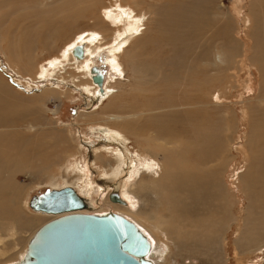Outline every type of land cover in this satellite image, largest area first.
I'll list each match as a JSON object with an SVG mask.
<instances>
[{"label":"bare ground","instance_id":"bare-ground-1","mask_svg":"<svg viewBox=\"0 0 264 264\" xmlns=\"http://www.w3.org/2000/svg\"><path fill=\"white\" fill-rule=\"evenodd\" d=\"M240 2L241 0H236V3ZM13 3L23 4L21 10L6 9L2 11ZM40 3L41 1L28 0L27 6L29 9L32 8V11L26 12V0H0V45H6L3 47L10 58L15 62H21L22 66L32 67L31 50L34 45L38 46L40 40V42L50 44L60 37L64 39L72 27H79L81 22H87L89 19L93 28L100 26L99 30L103 28V31L98 32L94 29L87 33L84 32L85 34L82 33L83 35L80 34L75 42L70 44L64 53L54 60V64L50 63L48 69L40 67L38 80L58 79L60 82L56 83L57 87L61 85V80H64L62 73L70 68L76 71L77 75H80V77L71 75V82L78 79L91 81V83L84 82L82 89L89 94L92 92V96L95 94V102L99 103L102 99H106L111 88H108L109 82L106 83V76L102 69L94 64L93 57L99 54L98 52L101 50L99 45L110 39V44L102 46V48L107 47L108 53L112 55L110 57H113L108 62L113 66L118 63L122 67L124 64L118 62L116 56L124 51L125 58L129 59L127 66L131 72V78L140 85L137 88L136 85H133L134 88L129 89L139 96V100L130 101L132 93H126L127 95L125 98L123 96L124 100L120 106L111 111L109 115L99 119L106 124L103 128H107V130H101L103 135L106 134L101 141L102 146L111 145L116 148L112 158L113 166L111 163L112 168L104 173L105 176L100 182L113 188L107 194L108 199L114 193L119 196L123 204L112 202L109 199L110 202L120 206H128L126 199L129 197H126V193H129L134 185L131 184L127 190L125 186L123 191L126 193L123 195L118 192L116 187V182L119 180L117 177L121 169H124L123 166H126L131 169L134 168L135 174L140 176L136 184L138 188L148 190L147 186L153 187L150 191L155 197L162 193L164 199H167V192L171 198L169 203L175 202L177 200L175 192L166 190L162 185L165 181L173 182L175 180L177 183H181L182 180L183 187L196 192L198 198V202H196L200 206L203 207L212 200L214 210L218 207L223 213L229 211L225 199L227 195L225 196L221 191V184L213 178L226 166L225 159L228 157L227 160H229L230 156L224 147L229 146L232 149L234 140L233 135L227 136V132L231 130L229 119L227 121H215L208 118L210 114L207 110H213L207 106L209 102L208 93L215 91L217 95L214 92L212 96L215 95V99H218L214 103L225 107L226 103L221 100L220 94L230 93L233 89H240L242 84L239 75L242 71L251 74L247 69L252 68L259 74L260 96L257 98L260 101L258 105L250 108L251 126L246 137L244 136L245 143L241 146V150L247 156H250L248 153L251 152V163L248 170L254 171H252L253 174L251 172L248 174L249 172L246 171L245 174L241 175L240 180L246 192L248 191L247 194L250 195L248 197L254 199L255 196L253 197L251 194H254V190H256L255 194H257L261 204L263 198L260 195L264 191V0H251L249 3L254 19L249 36V41H251L249 50L245 48L246 43L242 42L241 45L240 40H236L234 37L231 27L232 20L222 17L224 13L221 9H212L215 0H121L117 8V4L106 7L103 0H48L45 5L41 3L44 10L35 7ZM96 10H103L101 15L108 19V22L100 19V15L94 14L97 12ZM26 20L32 24L27 26ZM210 25L215 28V31L209 35L205 29ZM142 34L141 38L138 37ZM127 44L128 47L129 45L132 47L124 48ZM134 44L137 48H141L140 51H132ZM156 46L160 50L156 55L157 57L152 55ZM77 48L81 50L80 55L75 54ZM147 49H151L152 53L150 50L149 53ZM144 54H149L147 62L139 60V57ZM92 68H97L103 74L101 91L92 81ZM161 69L169 72V75L156 74ZM14 85L16 84L14 83ZM19 88L23 89L21 86ZM159 92L162 95L160 99L158 98L161 101L160 104H156L153 100L150 101V98ZM48 93L52 96L59 95L57 90ZM17 96L18 94L0 81V222L8 220L11 216V211L4 209L1 200L8 191L7 170L9 166L21 161L20 169L26 166V153L30 157L32 156L29 159L30 163L32 158H39L38 156L41 157L46 152L45 148L38 143L40 139L38 127L40 125L34 124V115L39 120L44 119L40 109L26 114V108L23 105L12 101ZM140 99L146 100L148 103H136L140 102ZM211 99L213 98L211 97ZM32 108L29 110H33ZM244 110L246 111L242 112L243 119L248 112L247 108ZM31 116L32 118L29 119ZM154 121L170 124V130L166 132L165 136L162 135V129L158 131L154 127H149ZM25 128L34 134L26 138L20 132ZM151 129L156 136L154 139L145 137L143 141L147 145L152 144V142L164 141L171 150L161 154L163 159H168L170 162L168 170L165 171L162 167L163 172L161 173L158 171L161 166L156 161L155 154L146 151L151 159V162H147L148 164L140 163L136 153L130 154L129 135L149 132ZM144 135L141 134V137ZM179 141L182 142L181 152L178 149ZM162 150L163 148L160 146V152ZM189 155L194 156L196 161L188 171H184L175 163V160H187ZM215 155L218 156L219 162L214 166L215 170H212L210 166H206L213 162ZM256 155H260L258 160ZM75 168L79 172L83 170L78 165ZM145 172L149 174L147 181L144 179ZM75 173L77 174V172ZM73 178V180L68 179L67 183L76 186L78 182L82 181L81 179L79 181L77 176ZM126 183L128 184V182ZM66 187L71 188L70 186ZM80 188L81 193L89 197L92 191L91 184L81 183ZM152 189H157V192ZM74 191L76 192V190ZM78 196L84 200V208L90 207V203L86 199L79 194ZM191 201L193 200L188 199L187 204L183 207L189 213L197 207L194 203L188 204ZM256 221L258 222V220ZM141 229L139 228L151 247L147 259L153 264H162L160 258L163 256H156L159 252L157 251L158 247L153 245L148 234ZM17 235V229L12 227L9 238L14 240ZM3 253L4 243L0 234V255ZM159 259L160 261H158Z\"/></svg>","mask_w":264,"mask_h":264},{"label":"rangeland","instance_id":"rangeland-1","mask_svg":"<svg viewBox=\"0 0 264 264\" xmlns=\"http://www.w3.org/2000/svg\"><path fill=\"white\" fill-rule=\"evenodd\" d=\"M27 1L26 12H30L32 8H28ZM37 1H41L42 5L48 2V0ZM103 1L106 7L117 4L116 8L121 2V0H114V2L113 0ZM250 1L241 0L240 3H236V0H215V4L212 7V9H221L224 13L222 17L232 20L231 27L234 37L236 40H240L241 45L242 42L246 43L245 48L248 50L251 46L249 36L254 21L249 4ZM41 3L35 5V7L44 10ZM22 5L21 3L9 4L2 11L6 9L12 11L21 10ZM97 12H94V14L100 15V19L108 22V19L101 15L103 10ZM209 12L211 13L212 11ZM211 18L213 17L211 16ZM90 21L88 19L87 22H81V26L72 27L64 39L60 37L59 39H55V41L53 40L50 44H45V42H40V40L38 46L34 45L31 50L33 58L32 67L22 66L21 62H15L5 52L4 47L6 45L3 44L4 47L0 45V81L18 94L12 101L23 105L26 108V114L33 113L38 108L40 109L44 119L39 120L34 115V124L40 125L38 127V131L40 132L38 143L46 150L45 154H42L41 157L32 158L30 163L29 159L32 156L30 157L26 153L25 167L19 169L21 161H17V163L10 165L7 170L8 191L1 200L3 201L4 209L11 211V216L8 220L0 222V234L3 237L5 253L0 255V264H16L20 262L33 234L42 225L56 218L54 215L31 210L28 206L30 198L34 195L42 194L47 190H57L66 186H70L76 190L80 196L90 203V207L83 208L77 212L92 215H106L112 212L133 222L140 229L142 228L152 240L153 245L155 244L158 247L159 250L157 249V251L159 252L155 255L163 256L160 258L162 264H264V191L260 195L263 198L260 204L258 196L255 194L256 190H254V194H251L253 197L255 196L254 199L256 198L254 201L253 198L248 197L250 195L247 194L248 191L246 192L240 180L241 175L245 174L246 171L247 173L249 172L248 174H253L252 171H254L248 170V166L251 163V152L248 153L250 156L244 155L241 146L245 143L244 136L246 137L251 126L250 119L252 115L250 108L258 105L260 101L257 98L260 96L259 74L252 68L247 69L251 74L242 71L239 75L242 87L240 89H233L230 93L224 92L222 95L220 94L221 100L226 103H224L225 107L214 103L218 99H215V95H217L215 91V95L213 96L214 92L208 93L209 102L207 106L213 109L207 110L210 114L208 118L215 121H227L229 119L231 130L227 132V136L233 135L234 140L232 149L229 146L224 147L230 156L229 160H227L228 157L225 159L226 166L213 178L221 184V191L225 196L227 195L225 199L227 201V210L229 211L223 213L218 207L214 210L212 200L208 201L203 207L200 206L197 204L198 198L196 197V192L183 187L182 180L181 183H177L175 180L173 182L165 181L162 185L166 190L175 192L177 195L175 202L171 201L169 203L171 198L167 192V199H164L162 193L158 194V197H155L150 191L153 187L147 186L148 190H140L138 188L136 184L140 176L135 174L134 168L131 169L126 166H123L124 169H121L118 175L119 178L117 177L119 180L116 182V187L122 195L126 193V191H123L125 186L126 190L129 189L131 184L134 187L129 193H126V197H129L126 199L128 206H120L110 202L107 198V194L113 188L107 187V185L100 182L105 176L104 173L109 171L113 166L112 158L115 155L116 148L111 145L102 146L101 141L105 138L106 134L103 135L101 130H107V128H103L106 124L99 121V119L102 116L109 115L111 111L120 106L122 100H124L123 96L125 98L127 95L126 93H132L130 101L135 102V99L139 100V96L135 92L129 91V89L134 88L133 85H136V88L140 87V85L137 82L135 83L131 78V72L127 66L129 59L125 58L124 51L116 56L118 57V62H122L124 67L119 66L118 63L113 66V64L108 62L113 57H110L112 55L108 53L107 47L102 48V46L110 44V39L106 40V43L99 45L101 46V50L98 52L99 54L93 57L94 64L102 69L106 76V83L109 82L108 88H111L110 94L99 103L95 102V94L92 96V92L89 94V92H85L82 89V86L85 84L84 82L91 83V81L78 79L75 82H71V75L77 77H80V75H77L78 73L70 68L62 73L64 80H61V85L57 86L58 88L56 87V83L60 82L58 79L38 80L40 69H48L51 62L54 64V60L59 58L66 48L75 42V39L80 34H85L89 30L94 29L98 32L103 31V28L99 30L100 26L93 28V24ZM28 24H32V22L26 20V25L28 26ZM214 29L210 25L205 30L207 34H213ZM142 36L143 34L138 37L141 38ZM46 38L49 39L48 36ZM131 47L132 45L128 47L127 44L124 48L129 49ZM34 48L36 50H33ZM140 49L134 44L132 51H140ZM147 50L151 52V49ZM153 50L152 52L154 53L151 52L153 56H156L160 52L157 46ZM148 55H142L139 57V60L147 62L149 60ZM158 73L169 75V72L162 69L156 72V74ZM19 86L23 87V89L19 88ZM94 87L96 89L95 85ZM244 87H247V90ZM52 90H57L59 95L52 96L49 94L48 92ZM160 96H162L161 92L155 93L154 97L150 98V101L153 100L156 104H160ZM136 103L142 104L148 102L140 99V102ZM31 107H33V110H29ZM245 108H247L248 112L243 119L242 112L246 111L244 110ZM31 118L32 116L29 119ZM149 127H154L158 131L162 129L163 136L170 130V124H162L159 121H154ZM28 131L25 128L20 132L27 138L34 134ZM96 131H99V133ZM141 134H145L144 137H141ZM155 136L152 129L149 132L129 135L131 144L129 145L131 146L130 154L136 153L140 159V163L143 164L151 162L149 154L146 153L147 150L155 154L157 157L156 161L161 166L158 171L161 173L163 172V168L167 171L170 167L168 159H163L161 154L171 150L170 146H166L164 141L152 142L150 145H147L143 141L145 137L154 139ZM181 144L182 142L179 141L178 149H180V152L182 151ZM99 146L101 147L99 148ZM160 146L163 148L161 152ZM105 150L108 151L106 152ZM245 150L247 151L246 148ZM256 156L258 160L260 155ZM195 161L194 156L189 155L187 160H175V163L184 171H188ZM218 162L219 158L215 155L213 162L207 164L206 167L210 166L212 170H215L214 166ZM77 165L83 170L77 171L75 168ZM76 176L79 177V181L80 179L82 180L76 186L67 183L68 179L73 180V177L76 178ZM144 176L145 181H147L149 174L145 172ZM81 183L91 184L92 191L89 197L81 193ZM113 184L115 186V183ZM162 186L160 185V187ZM152 190L157 192V189ZM188 199L193 200L188 204L194 203L197 206L190 213L183 209ZM176 202L178 203L174 206ZM150 226H152V229H150ZM12 227L18 231V235L14 240L9 238Z\"/></svg>","mask_w":264,"mask_h":264},{"label":"water","instance_id":"water-1","mask_svg":"<svg viewBox=\"0 0 264 264\" xmlns=\"http://www.w3.org/2000/svg\"><path fill=\"white\" fill-rule=\"evenodd\" d=\"M81 54L80 49L75 50ZM92 81L102 90L103 74L92 68ZM112 202L123 204L111 194ZM85 202L69 187L34 195L29 207L57 217L31 237L23 259L16 264H153L147 259L150 244L139 228L114 213L89 215L77 212Z\"/></svg>","mask_w":264,"mask_h":264}]
</instances>
